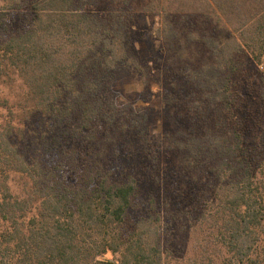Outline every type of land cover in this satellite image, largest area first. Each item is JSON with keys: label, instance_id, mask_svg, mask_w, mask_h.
<instances>
[{"label": "trees", "instance_id": "1", "mask_svg": "<svg viewBox=\"0 0 264 264\" xmlns=\"http://www.w3.org/2000/svg\"><path fill=\"white\" fill-rule=\"evenodd\" d=\"M137 2L0 0V264H264V0Z\"/></svg>", "mask_w": 264, "mask_h": 264}, {"label": "rangeland", "instance_id": "2", "mask_svg": "<svg viewBox=\"0 0 264 264\" xmlns=\"http://www.w3.org/2000/svg\"><path fill=\"white\" fill-rule=\"evenodd\" d=\"M150 0H138L135 4V17L132 23V31L135 39V50L138 57L142 60L152 61L154 57L159 54L160 40L158 39L157 32L160 28V17L151 10L153 7ZM253 70V66L249 67ZM125 71L118 73L120 80L115 84L114 91L118 94L130 93L139 90L138 84L128 79L125 75ZM14 80V79H13ZM253 81H256L253 79ZM6 80L0 79V101L4 98L10 100L19 95V83H4ZM8 82V81H7ZM152 92H157L156 87L151 88ZM140 103V102H139ZM156 110V106H153ZM153 117H158L157 113H154ZM160 121H166L168 118V111L164 110L160 112ZM161 122L156 125L155 131L160 127ZM165 124V123H164Z\"/></svg>", "mask_w": 264, "mask_h": 264}]
</instances>
